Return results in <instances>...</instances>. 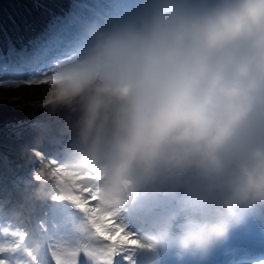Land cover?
<instances>
[{"label": "clouds", "instance_id": "clouds-1", "mask_svg": "<svg viewBox=\"0 0 264 264\" xmlns=\"http://www.w3.org/2000/svg\"><path fill=\"white\" fill-rule=\"evenodd\" d=\"M48 74L58 163L96 206L163 194L137 251L203 257L264 219V0H127L82 23Z\"/></svg>", "mask_w": 264, "mask_h": 264}, {"label": "snow or ice", "instance_id": "snow-or-ice-1", "mask_svg": "<svg viewBox=\"0 0 264 264\" xmlns=\"http://www.w3.org/2000/svg\"><path fill=\"white\" fill-rule=\"evenodd\" d=\"M46 69H48V67L37 70L36 75L30 79H26L24 83L29 86L45 85L50 79L48 70ZM57 154L60 155L59 150ZM52 169L54 175L60 177V182L65 180L70 181L66 191L62 192L60 190L64 195L59 197V199H67L75 206L76 210L86 214L85 217L80 218L67 208L53 206L51 210L54 213L59 212L60 215L59 226H69L74 232L88 233L91 236L99 238L103 242H107L100 250V254L105 257V264H121L119 259L120 253L125 247H136L138 243L135 239V234L127 231L122 224L118 223L116 212L105 211L98 208L96 205L90 207V203L97 199L96 193L91 187H86L77 183L76 179L72 178V174L66 172L56 159L52 160ZM89 179L94 178L90 177ZM53 199L56 200L57 197L55 196ZM34 245L36 252H39L40 245L38 243ZM4 251H15V249L11 247L7 249L0 248V252ZM74 254L75 253H73V255ZM90 254L91 253H89V255ZM33 259L35 260L36 257L34 256ZM0 264H12V262L0 258ZM63 264H72V261L66 259L63 261ZM256 264H264V260H259Z\"/></svg>", "mask_w": 264, "mask_h": 264}, {"label": "trees", "instance_id": "trees-1", "mask_svg": "<svg viewBox=\"0 0 264 264\" xmlns=\"http://www.w3.org/2000/svg\"><path fill=\"white\" fill-rule=\"evenodd\" d=\"M37 2L41 4V7L34 6L31 0H19V3H17V0H0V46L4 41V32L10 34L14 42H16L17 35L19 34V31L10 22L9 14L13 16L16 25L20 29H25L27 28L26 24H31L38 30V28L45 27L50 13H60V10L68 5L67 0H37ZM28 89L18 86L10 88V95L19 94L22 97L18 101L19 103L17 102L21 105V108L18 109V113L20 114L12 117L11 115L16 113L14 109L17 108L8 103L7 99L2 100L0 102L1 124L7 121H15L18 118L24 119L34 112V108L30 107L27 101H34L38 94L37 91L31 92Z\"/></svg>", "mask_w": 264, "mask_h": 264}, {"label": "bare ground", "instance_id": "bare-ground-1", "mask_svg": "<svg viewBox=\"0 0 264 264\" xmlns=\"http://www.w3.org/2000/svg\"><path fill=\"white\" fill-rule=\"evenodd\" d=\"M43 108H45L44 106H43ZM50 114H53L50 110H48V112H47V114L46 115H50ZM61 120H64V118L63 119H61ZM26 137L27 138H29L30 140H33V138L35 137V135H34V133H32V132H28L27 133V135H26ZM0 149L1 150H5V149H3L1 146H0ZM34 156V155H33ZM34 158H36V156H34ZM28 174V173H27ZM36 191V190H35ZM35 191H33V192H31L30 194H33V193H35ZM39 193V195L40 196H42L44 199H46L45 198V195H43V193H42V191H39L38 192ZM29 194V195H30ZM37 194V193H36ZM36 194H33V195H30V203L32 204V205H35V201L37 200V196H36ZM29 199V197L27 196L26 197V200H28ZM35 208V207H34ZM40 219H41V217H40V215H39V213H37V210H36V215H34V221L32 222V224H31V228L32 229H35L39 224H40ZM45 257H44V254H43V252L41 251V250H39V258L37 259L38 261H39V264H46V260L44 259Z\"/></svg>", "mask_w": 264, "mask_h": 264}, {"label": "rangeland", "instance_id": "rangeland-1", "mask_svg": "<svg viewBox=\"0 0 264 264\" xmlns=\"http://www.w3.org/2000/svg\"><path fill=\"white\" fill-rule=\"evenodd\" d=\"M11 74V73H10ZM45 89V85H39L38 86V88L36 89L37 91H38V93H40V92H42L43 90ZM31 91H35V90H32L31 89ZM44 93V92H43ZM42 93V94H43ZM8 96V91H6V92H3V93H0V102L2 101V99L4 98V97H7ZM9 96H10V94H9ZM20 97V95L19 94H15V95H11L10 97H7V100L6 101H8L9 99L8 98H13V99H18ZM41 98H43L42 96H40V99ZM16 103V102H15ZM38 103V105L39 104H41L40 102H37ZM36 103H32V104H30L31 106H33V105H35ZM7 137V135L6 134H3L0 138H6Z\"/></svg>", "mask_w": 264, "mask_h": 264}]
</instances>
